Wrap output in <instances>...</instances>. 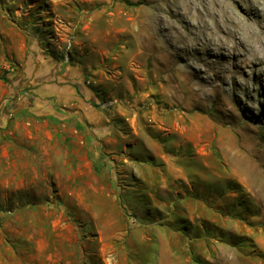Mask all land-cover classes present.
<instances>
[{
    "label": "rangeland",
    "instance_id": "rangeland-1",
    "mask_svg": "<svg viewBox=\"0 0 264 264\" xmlns=\"http://www.w3.org/2000/svg\"><path fill=\"white\" fill-rule=\"evenodd\" d=\"M183 1L0 0L3 115L17 99L6 83L35 81L42 54L97 100L120 99L94 107L97 178L37 163L34 192L0 202V264H264V76L235 72L242 56L195 48L212 34L174 14ZM254 3L226 6L254 17ZM158 9L176 23L152 20L149 44Z\"/></svg>",
    "mask_w": 264,
    "mask_h": 264
},
{
    "label": "crops",
    "instance_id": "crops-1",
    "mask_svg": "<svg viewBox=\"0 0 264 264\" xmlns=\"http://www.w3.org/2000/svg\"><path fill=\"white\" fill-rule=\"evenodd\" d=\"M37 59L40 64L32 77L35 81L30 80L32 88L16 80L5 86L9 99H17L5 105L4 116L0 111V202L21 191L34 192L37 163L47 172L52 162L65 166L70 161L71 172L81 173V177L90 173V177L97 178L102 162L98 133L105 128L97 125L94 93L80 78H74V73L64 69L62 61L45 54ZM18 230L12 236L26 239V234ZM18 261L29 264L21 258Z\"/></svg>",
    "mask_w": 264,
    "mask_h": 264
},
{
    "label": "bare ground",
    "instance_id": "bare-ground-1",
    "mask_svg": "<svg viewBox=\"0 0 264 264\" xmlns=\"http://www.w3.org/2000/svg\"><path fill=\"white\" fill-rule=\"evenodd\" d=\"M187 1H188L187 4L184 2V8L183 9L180 8L181 10L176 11L177 13H174V14H178L180 19L183 18L184 21H187L186 25L192 26V29H195L193 26V24H195V26H196L195 22H197L198 25H199V22H201V25L207 30V33L209 32L212 34L210 38H207V39L205 38L206 39L205 41H203L204 38L202 37L203 40L201 41V43L199 42L198 44H196L195 48H198L201 50L203 49V51H206V52H208L209 50H212L213 48L214 49L217 48V49H222L223 53L227 52V53L233 54L235 56H242L243 59H242V61H240L241 63L238 64L239 66L233 65V67L235 68V70H234L235 72H237V73L239 72L240 74H244L245 71L248 70L249 72H252L254 74V71L257 70V75L264 76V71H260L261 67L264 66V0H254L257 5H260V8L257 7V10H256V6L254 5L255 6L254 10H256V12L258 11V14H257L258 16H254V17L250 16L249 15L250 11L248 12V11H246V9L245 10L240 9V11H239V10H236V9H233V8L226 6V2L228 0H207V6H205V4H203L202 0L201 1L200 0H192V1L187 0ZM153 3L151 4V6L155 7ZM181 4H183V3H181ZM219 5L221 6L220 9H218ZM192 10H193V12H192ZM162 11L158 9V12L155 13V15L148 14L146 16V18L149 21V22H147L148 23L147 28L149 29V33L146 32L149 44L155 43V41L151 37V32L154 30L152 29L150 31V27H151L150 25L152 23V20L153 21L155 20L158 24H160L161 28H163V29H164V27L166 28V26L168 28H171V27L174 28V24L176 23L175 22L176 20L173 21V18H172V20L171 19L166 20L165 19L166 15L164 16L165 13L163 14ZM198 18H199V20H198ZM193 20L194 21L196 20V21L194 23H192ZM225 20H227V22H228L227 25H225ZM205 29H204V31H205ZM179 30L180 29H177L174 32V34H178V36H179L180 35ZM186 30L189 33L191 32L190 28L186 29ZM209 33H208V35L207 34L206 35L209 36ZM194 40H196V39H194ZM194 43H196V42H194ZM180 46H182V45H180ZM185 46L186 45L184 44L182 47L184 50H185ZM188 61H190V60H188ZM235 61H237V60H235ZM240 67L242 69H240ZM219 72H218V74H220ZM231 111H232V109H231ZM231 160H232V158H231ZM233 163H234V161H233ZM253 167L254 166H252V165L246 167L247 168L246 171L248 172V174L250 176H252L251 174L255 173V169ZM245 174H246V172H245Z\"/></svg>",
    "mask_w": 264,
    "mask_h": 264
},
{
    "label": "built area",
    "instance_id": "built-area-1",
    "mask_svg": "<svg viewBox=\"0 0 264 264\" xmlns=\"http://www.w3.org/2000/svg\"><path fill=\"white\" fill-rule=\"evenodd\" d=\"M67 49L68 50H66V57H65L66 60H67V54L69 52V47H67ZM119 101L120 99L116 97H104L97 100V104H98L97 106L102 110H108L113 106H115Z\"/></svg>",
    "mask_w": 264,
    "mask_h": 264
},
{
    "label": "trees",
    "instance_id": "trees-1",
    "mask_svg": "<svg viewBox=\"0 0 264 264\" xmlns=\"http://www.w3.org/2000/svg\"><path fill=\"white\" fill-rule=\"evenodd\" d=\"M6 113V108L4 109V114ZM4 116V115H3ZM1 120V119H0Z\"/></svg>",
    "mask_w": 264,
    "mask_h": 264
}]
</instances>
